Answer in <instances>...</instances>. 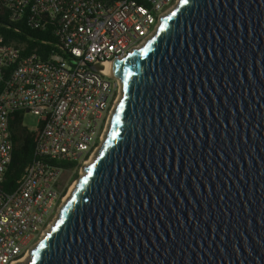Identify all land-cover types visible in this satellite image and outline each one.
<instances>
[{"label": "water", "instance_id": "95a60500", "mask_svg": "<svg viewBox=\"0 0 264 264\" xmlns=\"http://www.w3.org/2000/svg\"><path fill=\"white\" fill-rule=\"evenodd\" d=\"M111 63L99 154L25 264H264V0H179Z\"/></svg>", "mask_w": 264, "mask_h": 264}, {"label": "built area", "instance_id": "2783aa9c", "mask_svg": "<svg viewBox=\"0 0 264 264\" xmlns=\"http://www.w3.org/2000/svg\"><path fill=\"white\" fill-rule=\"evenodd\" d=\"M178 1L0 0V26L26 37L0 32V264L26 261L58 216L74 174L100 147L122 87L105 64L150 39ZM29 40L47 44L46 55ZM15 112L35 114L41 128L33 160L8 190Z\"/></svg>", "mask_w": 264, "mask_h": 264}, {"label": "trees", "instance_id": "16d2710c", "mask_svg": "<svg viewBox=\"0 0 264 264\" xmlns=\"http://www.w3.org/2000/svg\"><path fill=\"white\" fill-rule=\"evenodd\" d=\"M5 20L6 17L3 14H0V22ZM0 32L5 34L7 39L26 38L23 35H18L12 30L3 26H0ZM24 33L27 36L42 40L49 39L47 33L43 31L25 29ZM32 46H38V49L43 56L46 55V50L49 48L47 44L29 40V48H32ZM23 119L24 117L21 112L13 113L10 119V132L11 139L13 141V152L12 161L8 167L6 180L4 182V187L8 190H11L15 187L17 179L20 177L25 167L33 160L35 144L39 135V130L41 128V126H38L37 129L31 130L24 124ZM61 165L70 166L71 164L67 162H61Z\"/></svg>", "mask_w": 264, "mask_h": 264}, {"label": "rangeland", "instance_id": "374dc122", "mask_svg": "<svg viewBox=\"0 0 264 264\" xmlns=\"http://www.w3.org/2000/svg\"><path fill=\"white\" fill-rule=\"evenodd\" d=\"M23 121H24V124L28 128H30L31 130H35L37 128V126H38L39 118L35 114L28 113V114L25 115ZM97 151H98V149H97ZM85 166L83 167L82 170H77V172L74 174L73 182H72L71 186L74 185L77 181H79L80 177L82 176V172L84 171Z\"/></svg>", "mask_w": 264, "mask_h": 264}, {"label": "bare ground", "instance_id": "6f19581e", "mask_svg": "<svg viewBox=\"0 0 264 264\" xmlns=\"http://www.w3.org/2000/svg\"><path fill=\"white\" fill-rule=\"evenodd\" d=\"M111 66H112V63H107V64H105V70H109V68H110ZM122 89H123V87H121V95H120L119 100L121 99V96H122V91H123ZM119 100H118V102H119ZM114 109H115V108H114ZM108 125H109V124H108ZM107 130H108V128H107ZM106 134H107V132H106ZM105 137H106V135L104 136L103 140L105 139ZM98 154H99L98 151H96V152L94 153V155L91 157V159L86 163V165L92 163L93 160L98 156ZM84 174H85V170L82 172V175H84ZM77 184H78V181H77L74 185L71 186V188H70V190H69L67 196H66L65 199H64V202H65L66 200H68V198L71 196V194H72V192L74 191V189L76 188ZM64 202H63V203H64ZM56 218H57V217H56ZM56 218H55V220H56ZM55 220L53 221V223L51 224V226L54 224ZM30 259H31V254L29 253V256H28V258L26 259V261L22 262L21 264H25V263H27Z\"/></svg>", "mask_w": 264, "mask_h": 264}]
</instances>
